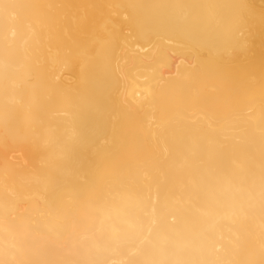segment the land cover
<instances>
[{"label":"bare ground","instance_id":"bare-ground-1","mask_svg":"<svg viewBox=\"0 0 264 264\" xmlns=\"http://www.w3.org/2000/svg\"><path fill=\"white\" fill-rule=\"evenodd\" d=\"M0 264H264V0H0Z\"/></svg>","mask_w":264,"mask_h":264}]
</instances>
